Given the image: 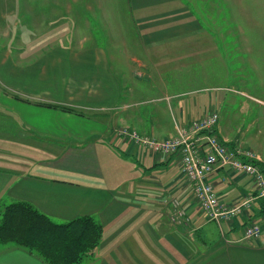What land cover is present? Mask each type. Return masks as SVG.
I'll use <instances>...</instances> for the list:
<instances>
[{"label":"crops","instance_id":"1","mask_svg":"<svg viewBox=\"0 0 264 264\" xmlns=\"http://www.w3.org/2000/svg\"><path fill=\"white\" fill-rule=\"evenodd\" d=\"M189 1L0 0V41H16L0 48V136L15 137L0 139V163L8 166L0 169V214L26 201L59 223L94 217L104 236L87 264H264V231L246 240L245 216L208 221L177 157L152 156L116 133L173 138L176 124L224 102L192 97L184 83L183 56L194 46L218 50L214 35L198 32ZM112 40L128 44L115 48ZM145 87L158 95L144 97ZM210 89L220 88L200 91ZM209 182L227 206L254 199L248 223L264 225L249 177L221 170ZM174 199L187 205L188 225L172 222ZM0 264L46 263L0 246Z\"/></svg>","mask_w":264,"mask_h":264},{"label":"rangeland","instance_id":"2","mask_svg":"<svg viewBox=\"0 0 264 264\" xmlns=\"http://www.w3.org/2000/svg\"><path fill=\"white\" fill-rule=\"evenodd\" d=\"M188 6L200 24L198 32L214 35L218 50L202 52L198 46H194L188 56H183L181 59L187 65L190 75V81L184 83H189V90L194 94L192 97L206 95L214 100L221 96L224 102L218 105L219 111L215 110L220 115L219 130L229 134L232 141L237 140L239 147L245 150L252 148L264 154V0H190ZM49 42L53 45L58 41ZM71 42L81 46L87 41ZM13 43L16 41L2 40L0 48ZM126 44L128 42L122 40L111 41L115 48L125 47ZM168 56L172 58L174 55L170 53ZM122 68V73H125L127 66L124 62ZM171 77L166 73V79L172 80ZM204 87L220 89L201 92L200 89ZM150 89L145 87L140 91L148 92L151 96L158 95L157 89ZM148 93L144 97H148ZM2 138L9 141L15 139L0 136ZM14 154L20 155L15 157L16 160L23 159V153L16 151ZM31 162H36L35 158ZM5 168L8 166L0 163V169ZM212 227L217 230L215 225ZM128 231H135V226ZM192 237L190 240L195 241V237ZM214 249L215 246H208V252Z\"/></svg>","mask_w":264,"mask_h":264},{"label":"built area","instance_id":"3","mask_svg":"<svg viewBox=\"0 0 264 264\" xmlns=\"http://www.w3.org/2000/svg\"><path fill=\"white\" fill-rule=\"evenodd\" d=\"M219 121V113L213 112L187 124H176V135L166 139L144 137L126 128L118 129L116 133L152 156L177 157L182 175L191 185V200L206 219L222 224L238 216H245L247 224L244 227V238L258 240L263 234L264 225L248 223L254 199L227 206L209 181L217 172L229 170L249 177L255 199H264V157L243 147L229 145L220 134ZM171 205L174 209L172 222L180 226L188 225L190 217L187 205L177 199L172 200Z\"/></svg>","mask_w":264,"mask_h":264},{"label":"trees","instance_id":"4","mask_svg":"<svg viewBox=\"0 0 264 264\" xmlns=\"http://www.w3.org/2000/svg\"><path fill=\"white\" fill-rule=\"evenodd\" d=\"M258 201L259 215L264 216V199ZM103 236L104 227L94 217L59 223L26 201L13 202L0 214V246L26 249L46 264H84Z\"/></svg>","mask_w":264,"mask_h":264}]
</instances>
